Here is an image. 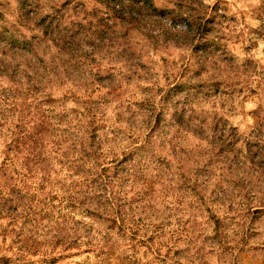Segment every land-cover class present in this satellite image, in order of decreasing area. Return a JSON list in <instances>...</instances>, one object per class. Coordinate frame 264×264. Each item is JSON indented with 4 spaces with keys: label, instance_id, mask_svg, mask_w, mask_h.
Segmentation results:
<instances>
[{
    "label": "rangeland",
    "instance_id": "obj_1",
    "mask_svg": "<svg viewBox=\"0 0 264 264\" xmlns=\"http://www.w3.org/2000/svg\"><path fill=\"white\" fill-rule=\"evenodd\" d=\"M151 5L152 36L119 22L75 65L37 20L96 23L102 2L0 0V192L25 190L16 217L0 200V264H264V0ZM175 11L191 44L163 34L187 30ZM43 120L49 142L14 144ZM92 132L119 160L84 154Z\"/></svg>",
    "mask_w": 264,
    "mask_h": 264
},
{
    "label": "trees",
    "instance_id": "obj_2",
    "mask_svg": "<svg viewBox=\"0 0 264 264\" xmlns=\"http://www.w3.org/2000/svg\"><path fill=\"white\" fill-rule=\"evenodd\" d=\"M102 2L108 9L104 14H98V10L96 11V15L98 16L97 22H93V19H89V17L86 18V20H81L80 22H72L71 25L64 26L62 23H60L56 17H47V16H40L38 18L37 22L39 27L41 28V31L43 33V40L51 42L54 46H56L60 51L69 54L71 61H75V65L78 61L82 60V56L90 55V52H79L80 48H88L90 46L83 45L84 43L90 44L95 43V41H102L105 38L108 37L109 32L112 33V38L118 37V35L121 33L120 30L116 29V25H118L119 22L124 23L125 28L128 32V30L132 29L133 27H136L137 29H140L143 33L146 35L152 36V25L154 23L153 17H162V12H157L155 15L156 9L152 7L151 3L153 0H99ZM25 8V7H24ZM31 15H34L31 13V10L25 9L24 15L25 17H28ZM107 14V15H106ZM174 18L176 19H184L186 21V25L188 28L187 30H178L177 33L172 32L170 28H168L167 31H164L163 34L167 35L173 34V37L177 38V40L180 39H186V42H190L189 44L194 41V34L200 32L201 28V22L199 21L198 17L195 16L193 12H181V11H175L173 14ZM99 39V40H96ZM168 39V38H167ZM199 45L203 48H205L208 43L206 42H198L197 47ZM94 51V50H92ZM4 61L2 57H0V67L1 65H4ZM1 74H5L3 70H0ZM29 81H32V76H28ZM31 86L29 90H35L38 91L40 88H37V85L33 82H30ZM22 100H26V97L22 98ZM17 99L8 100L11 101L8 104H13V108H17L20 106V102L22 101ZM36 107H40L41 104H36ZM42 110L43 109H39ZM31 112V111H30ZM4 116L0 112V116ZM26 115H22V119H26ZM47 123L46 120H43L42 126ZM18 126H23V122L18 124ZM47 127H50L49 124L45 125L39 132L37 138H31L28 142L27 137H21L15 138V142L18 143V145H42L44 146L45 142H49L48 140H51V136L48 135L43 136V133L45 130H47ZM25 131V128H23L20 133L22 134ZM93 138H89L87 142L83 144V151L84 154L91 158V159H97L104 161L110 156H113L114 158L112 161L119 160L118 154H114L113 149L106 150L104 149V146L97 140L95 135V132L91 133ZM20 138V140H19ZM16 143V144H17ZM86 144V145H85ZM32 154L29 155V160L34 159L37 160L39 157L42 159L41 154H36L34 157H31ZM38 161L37 163H39ZM103 162H100L99 165H102ZM108 168V167H105ZM107 170V169H105ZM115 173L116 175H119ZM110 178V176H109ZM112 180V179H111ZM145 188L146 191L149 192L150 190H154V181L151 179L145 180ZM101 185L105 188L107 191L109 189V180L103 179V182ZM25 190L18 189L16 185L12 186L11 191L9 194H3L0 192V200L1 198L6 199L9 204H3V209L9 208V214L14 215V217L17 216L16 211V205H14L16 199H23L25 197ZM121 203V202H120ZM122 204V209L117 210L116 215L121 216L124 213ZM116 220V218H114ZM116 249L112 248L110 251L106 253V256L103 258V260H106V258L114 252ZM120 261L123 264H136L137 261L133 259L132 257H125L122 255L120 257ZM133 262V263H132Z\"/></svg>",
    "mask_w": 264,
    "mask_h": 264
}]
</instances>
